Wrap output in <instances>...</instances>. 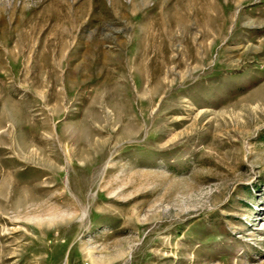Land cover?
I'll return each instance as SVG.
<instances>
[{
	"label": "rangeland",
	"instance_id": "374dc122",
	"mask_svg": "<svg viewBox=\"0 0 264 264\" xmlns=\"http://www.w3.org/2000/svg\"><path fill=\"white\" fill-rule=\"evenodd\" d=\"M0 264H264V0H0Z\"/></svg>",
	"mask_w": 264,
	"mask_h": 264
}]
</instances>
